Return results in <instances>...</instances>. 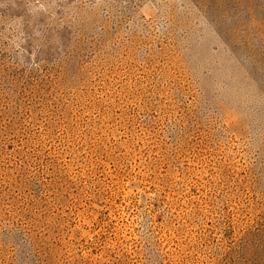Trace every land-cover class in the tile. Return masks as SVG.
<instances>
[{
  "label": "rangeland",
  "instance_id": "obj_1",
  "mask_svg": "<svg viewBox=\"0 0 264 264\" xmlns=\"http://www.w3.org/2000/svg\"><path fill=\"white\" fill-rule=\"evenodd\" d=\"M0 264H264V0H0Z\"/></svg>",
  "mask_w": 264,
  "mask_h": 264
}]
</instances>
